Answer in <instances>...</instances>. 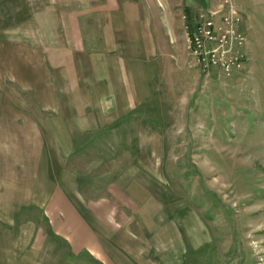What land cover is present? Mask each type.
I'll return each mask as SVG.
<instances>
[{
    "label": "rangeland",
    "instance_id": "rangeland-1",
    "mask_svg": "<svg viewBox=\"0 0 264 264\" xmlns=\"http://www.w3.org/2000/svg\"><path fill=\"white\" fill-rule=\"evenodd\" d=\"M67 1L0 0V196L145 260L264 264V0H233V77L188 41L224 0Z\"/></svg>",
    "mask_w": 264,
    "mask_h": 264
},
{
    "label": "crops",
    "instance_id": "crops-1",
    "mask_svg": "<svg viewBox=\"0 0 264 264\" xmlns=\"http://www.w3.org/2000/svg\"><path fill=\"white\" fill-rule=\"evenodd\" d=\"M73 1L91 2L90 0H68L67 2ZM104 1L106 0L99 2ZM108 1L116 2L117 0ZM9 201V198L0 196V264H74L71 261V255L84 256L85 264H186L184 258L163 263L150 256L145 260L141 256L142 247L134 244L135 241L133 244L125 243L127 239L125 240L122 233L114 237L110 236L104 241L105 244L99 242V246L96 237L92 240L93 237L83 235L76 240V236L61 230L60 221L63 215L60 210L69 212L76 209L71 208L70 203L63 204L60 208L59 199L52 198V202L48 204L35 203L31 207L27 200L24 202L19 200L13 208L10 203L7 204ZM29 208L33 212L46 211V217L38 213L36 215L39 218L29 219ZM72 217H75L74 212ZM109 241L114 245H108ZM77 244L79 246H76ZM132 250L136 253L135 255L130 252ZM124 253H127V256ZM148 254L154 256L155 252H148ZM119 259L122 263L118 261Z\"/></svg>",
    "mask_w": 264,
    "mask_h": 264
},
{
    "label": "built area",
    "instance_id": "built-area-1",
    "mask_svg": "<svg viewBox=\"0 0 264 264\" xmlns=\"http://www.w3.org/2000/svg\"><path fill=\"white\" fill-rule=\"evenodd\" d=\"M241 18L233 0H224L216 9L197 15L189 47L203 72L219 70L226 77L244 71L247 65L246 37L240 30Z\"/></svg>",
    "mask_w": 264,
    "mask_h": 264
}]
</instances>
